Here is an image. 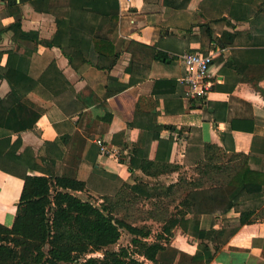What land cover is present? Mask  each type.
<instances>
[{
  "label": "crops",
  "instance_id": "obj_1",
  "mask_svg": "<svg viewBox=\"0 0 264 264\" xmlns=\"http://www.w3.org/2000/svg\"><path fill=\"white\" fill-rule=\"evenodd\" d=\"M117 2L119 36L132 44L107 74L76 58L73 48L38 44L25 75L13 71L18 60L15 33L4 27L19 10L23 34L18 43L32 48L30 38L54 35L56 17L35 10L28 0H0V224L10 227L14 221L24 175H45L62 151L77 147L71 144L76 139L63 143V134L86 139L78 178L86 182L85 191L100 197L123 180L152 187L179 177L189 180L197 175L194 166L205 143L217 146L230 163L237 160L233 154L264 153V0ZM81 4L46 3L67 6L68 20L78 32L94 35L98 20L81 10ZM204 26L210 27L211 36ZM156 51L167 59H155ZM188 51L213 53L210 90L201 103L184 98L178 82L184 75L179 55ZM63 52L74 56L70 63ZM67 90L74 99L89 101L80 116L66 118L57 105ZM32 121V128H20ZM97 138L117 148L118 155H101ZM135 144L137 155L130 152ZM142 156L165 168L156 177L144 175L138 168ZM233 190L202 187L186 195L193 206L176 203L175 211L186 215L174 224L171 245L192 255L197 249L189 232L193 221L220 229L225 220L252 212L251 221L238 228L210 264H264V195L230 204Z\"/></svg>",
  "mask_w": 264,
  "mask_h": 264
},
{
  "label": "trees",
  "instance_id": "obj_2",
  "mask_svg": "<svg viewBox=\"0 0 264 264\" xmlns=\"http://www.w3.org/2000/svg\"><path fill=\"white\" fill-rule=\"evenodd\" d=\"M48 1L28 0L35 10L46 11L56 17V31L50 39L32 37L29 39L32 48L18 43L23 34L19 10L12 13L14 22L4 27L15 33L13 51L18 53L17 67L13 70L15 74L23 71L26 75L29 58L38 44L55 46L62 51L65 47L73 48L76 58L105 74L132 44V41L119 36L117 0H82L81 10L98 20L91 36L80 34V29L69 22L67 6H47ZM204 27L207 35L211 36L210 27ZM64 54L70 63L74 56ZM165 55L156 51L154 58L167 59ZM11 89L16 93L12 84ZM62 94L63 99L56 103L66 118L83 114L89 101L74 99L69 90ZM196 100L201 103L205 97ZM108 115L111 117L110 113ZM108 117L104 118L108 120ZM34 124L35 121H32L20 128H32ZM81 137L79 134L61 135L60 139L66 144L76 139L78 142L71 144L77 147L65 153L62 151L58 161H51L56 165H47L45 175H24L14 221L10 227L0 224V264H210L222 245L240 226L249 223L254 213L241 212L236 220H225L220 229H215L213 225L206 228L202 222L193 221L189 232L197 240V249L191 255L171 245L174 224L186 213L179 208L169 212V204L180 198L178 204L182 207L193 206V198L186 195L202 187H233L235 194L232 193L230 204L241 198L248 200L264 195V153L259 156L254 153L233 154L231 157L237 160L230 163L231 159L223 160L217 146L205 143L202 155L194 166L197 175L189 180L179 177L174 183L154 187L147 182L136 181V177L134 184L123 180L111 193L99 197L101 203L96 205L76 194L87 190L86 182L78 178L80 164L84 162L82 150L86 141ZM136 145L130 151L134 155L138 154ZM131 161L129 169L133 170ZM171 166L170 169H179L177 165ZM138 168L144 175L156 177L165 166L142 156ZM139 200L150 204L147 219L162 226L152 240H149L152 234L149 225L133 224L116 213L123 208L126 211L124 215L132 214L133 208L130 207L134 203L136 206ZM122 229L131 236L129 244L110 249L119 240Z\"/></svg>",
  "mask_w": 264,
  "mask_h": 264
},
{
  "label": "built area",
  "instance_id": "obj_3",
  "mask_svg": "<svg viewBox=\"0 0 264 264\" xmlns=\"http://www.w3.org/2000/svg\"><path fill=\"white\" fill-rule=\"evenodd\" d=\"M213 53L184 52L179 58L184 66V75L178 82L183 87L184 98L192 100L206 97L210 90V66L213 61ZM101 155L117 156L118 150L115 147L107 146L100 138L95 139Z\"/></svg>",
  "mask_w": 264,
  "mask_h": 264
},
{
  "label": "rangeland",
  "instance_id": "obj_4",
  "mask_svg": "<svg viewBox=\"0 0 264 264\" xmlns=\"http://www.w3.org/2000/svg\"><path fill=\"white\" fill-rule=\"evenodd\" d=\"M147 188H149V187H147ZM76 194L83 199H89L93 204L98 205L101 203L100 199H99L100 196H98L97 193L89 194L87 191H81V192H77ZM179 199L180 198H178L175 203L169 204L170 205L168 207L169 211H175L176 210L175 209L177 207L176 203L177 204L179 203L178 202ZM136 204H137L136 206L134 203L133 204L134 206L130 207V208H133V209H131L132 214L124 215L126 211L125 210L123 211V208L118 209L116 211V213H117L118 217L124 216V218L127 221H129L133 224L143 225L142 223H145V225H149V227L151 228V231H152V234H151L149 240H152V239H154V235H156L157 233H159L161 231V229H162L161 223L147 219L146 213L151 207H150V204L146 200L145 201L139 200L138 203H136ZM130 238H131L130 234L125 229H122L119 240L114 245H111L110 249H118L121 246L128 245Z\"/></svg>",
  "mask_w": 264,
  "mask_h": 264
}]
</instances>
